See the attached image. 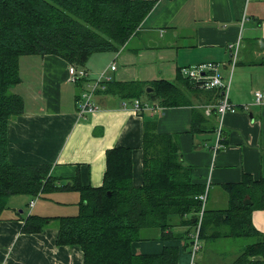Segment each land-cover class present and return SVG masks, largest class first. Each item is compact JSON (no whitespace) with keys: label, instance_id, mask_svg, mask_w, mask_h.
<instances>
[{"label":"crops","instance_id":"1","mask_svg":"<svg viewBox=\"0 0 264 264\" xmlns=\"http://www.w3.org/2000/svg\"><path fill=\"white\" fill-rule=\"evenodd\" d=\"M150 1L153 5L140 25L117 51L88 56L83 66L86 78L79 82L67 78L70 64L55 54L24 55L29 64L37 65L26 72L19 66L23 57L18 58L20 82L11 90L22 97L23 111L7 121V159L12 165H48L55 185L76 175L82 187L97 188L103 180L106 150L130 147L131 182L140 186L142 124L154 120L155 130L171 135L179 158L191 167V182L204 186L203 208L225 211L230 205L225 184L239 186L246 180L247 185H264V0ZM234 51L235 63L230 66ZM207 62L216 64L220 78L230 77L227 99L237 107L235 112L217 115L216 88L180 83L184 105L164 108L159 99L148 98L143 100L147 106L138 112L131 104L138 96L117 88L124 83L144 88L154 80H186L181 70ZM101 71L103 81L90 98L96 111L79 114L81 90H89ZM256 90L263 99L259 104L253 99ZM241 105L248 107L241 109ZM217 128L220 146L215 148ZM15 196L25 197L29 210L24 213L15 203L7 206L11 212L1 213L0 264H83L78 245H55V219L38 232L21 231L30 213L75 214L79 192H42L31 207L28 202L36 195H11V204ZM244 198L252 205L249 196ZM252 207L249 222L264 235V201L256 199ZM190 229L185 235L187 229L172 228L173 235L185 238H160L158 230L142 229L131 243L132 252L157 256L173 247V258L166 264H239L237 259L248 243L237 245L238 237L200 239L192 260L189 242L195 224Z\"/></svg>","mask_w":264,"mask_h":264},{"label":"trees","instance_id":"2","mask_svg":"<svg viewBox=\"0 0 264 264\" xmlns=\"http://www.w3.org/2000/svg\"><path fill=\"white\" fill-rule=\"evenodd\" d=\"M152 5L150 0H0V215L7 209L6 201L11 195L38 198L42 192L77 190L80 197L75 214L40 217L30 213L24 218L21 231L38 232L55 219V245H78L83 264L171 262L173 247L164 248L157 256L140 255L132 252L131 243L145 228L158 230L160 238L180 236L172 234L175 226L187 229L185 235L190 232L202 207L197 195L204 186L191 182V167L179 158L171 135L155 130L154 120L142 124L140 186L131 182L130 147L106 150L103 180L97 188L82 187L76 175L55 185L46 164H10L7 121L23 111L22 97L11 90L20 82L18 58L55 54L69 64L84 66L95 52L117 51ZM180 83L190 85L187 79L154 80L146 85L152 89L146 97L159 99L164 108L184 105ZM117 85L136 98L144 90L135 83L130 87L127 83ZM219 94L217 91V99ZM246 183L225 184L230 199L225 211L205 210L203 205L198 238L250 237L253 241L243 248L237 263L264 264V235L249 222L256 199L264 201V185ZM245 195L252 199V205L243 203Z\"/></svg>","mask_w":264,"mask_h":264},{"label":"built area","instance_id":"3","mask_svg":"<svg viewBox=\"0 0 264 264\" xmlns=\"http://www.w3.org/2000/svg\"><path fill=\"white\" fill-rule=\"evenodd\" d=\"M234 56H235V51H234V55L231 56L232 63L230 66L234 65L235 63L236 58H234ZM215 66L216 64L212 62H207V64L201 63L196 66H193L192 68L190 67L184 68L183 70H181V73L189 80L188 82L191 84L192 87L195 86L206 89L216 88L217 91L220 92L219 97L216 100L217 102L215 104L216 107L215 111L218 116L222 117L225 112H233V111L235 112L237 107L235 108L234 105L231 104L227 99V93L229 92L228 83L230 77L226 80H224V78L222 77L220 78L218 73H216ZM114 67H115L114 63L112 62L110 64V68L114 69ZM67 74H68L67 78H69L71 82H77L80 81L81 79L86 78L87 72L83 66L78 67L77 65L70 64L67 70ZM103 78H104L103 72L101 71L96 76V78L91 81L92 83L89 85L90 89L82 91L81 98L79 99L80 104H78L79 112H80L79 114L86 111H96L97 106L91 103L90 98H92V94L94 93L95 88H98L101 85ZM253 99L256 104L263 102L260 90H256L255 92H253ZM131 104L133 105V108L134 110H136V112L147 106L146 103L144 102L141 103L139 99L137 100L133 99ZM247 107H248L247 105H241L240 108L246 109ZM154 108L155 107H153L152 109ZM218 141H219V129L217 131V136H215V148H218L220 146V143H218ZM205 193L206 192L204 191L198 196V198L202 200V207H203ZM36 198L37 197L30 199L28 202V206L31 207ZM202 207H200V210L197 213L198 215L195 221L196 222L195 233L190 236L189 255L192 260L194 259L193 256L195 252H197L200 248V242L198 236H199V222L202 219Z\"/></svg>","mask_w":264,"mask_h":264},{"label":"rangeland","instance_id":"4","mask_svg":"<svg viewBox=\"0 0 264 264\" xmlns=\"http://www.w3.org/2000/svg\"><path fill=\"white\" fill-rule=\"evenodd\" d=\"M23 58H20L19 59V66H20V68H21V71L22 72H26L27 70H28V68L30 67V66H32L33 68H37V65H35V64H29L27 61H26V59H25V57L26 56H22ZM146 88H147V86H145L143 89V91H142V94H140L139 96H138V99L140 100V102L141 103H143L144 101L143 100H145L146 102L148 101V98L146 97L147 95V92H146ZM85 89H82L81 90V94H82V91H84ZM81 94L79 95V98H81ZM146 102H144V103H146ZM146 104H148V103H146ZM29 197V195L27 196V198ZM9 199H10V197L7 199V201H6V206H11V207H13L14 205H15V203L18 205V207H20V208H22V209H24V213H27V211L29 210L28 209V207H26L25 206V202H27V199L25 198V197H21V196H15L14 198H12V204H11V202L9 201ZM24 199V200H23ZM15 200H17V201H15ZM244 200H246V199H244ZM16 205V206H17ZM5 211H6V209H5ZM17 211H18V209H17ZM7 212H11L10 210H9V208L7 209ZM24 213H22L23 215H24ZM235 240H236V242H238V243H236L237 245H239V244H243V245H245V244H247V243H250L251 241H250V238L249 237H247V236H243V237H241V238H235ZM240 246V245H239Z\"/></svg>","mask_w":264,"mask_h":264},{"label":"water","instance_id":"5","mask_svg":"<svg viewBox=\"0 0 264 264\" xmlns=\"http://www.w3.org/2000/svg\"><path fill=\"white\" fill-rule=\"evenodd\" d=\"M151 91H152V89H150L149 86H147V88H146V92H149V93H150ZM243 203H244V204H249L250 201L246 199V200L243 201ZM256 258H259V256H257ZM256 258H255V259H256Z\"/></svg>","mask_w":264,"mask_h":264}]
</instances>
